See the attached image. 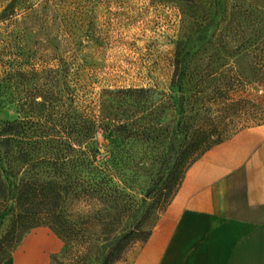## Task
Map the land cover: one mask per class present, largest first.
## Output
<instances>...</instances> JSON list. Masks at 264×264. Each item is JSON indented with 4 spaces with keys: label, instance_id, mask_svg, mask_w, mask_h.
<instances>
[{
    "label": "trees",
    "instance_id": "16d2710c",
    "mask_svg": "<svg viewBox=\"0 0 264 264\" xmlns=\"http://www.w3.org/2000/svg\"><path fill=\"white\" fill-rule=\"evenodd\" d=\"M158 1L179 2L184 21L191 18L207 26L208 15L200 13L202 0ZM14 14L10 6L4 18ZM188 44L182 38L177 41L170 92L157 87L98 89L75 59L57 56L54 62L32 46L23 28L4 47L0 92L11 91L19 116L0 122V229L5 226L0 264L38 227H48L62 239L67 254L89 238L90 226L100 224L115 232L127 214L140 216L128 229L107 239L109 251L102 264L125 260L135 244L148 240L191 163L223 140L207 145L192 162L185 155L178 158L166 182V204L150 222L157 201L146 206V199L138 198L136 191L128 192L126 184L127 169L133 168L138 175L145 158L138 152L128 154L125 145L156 139V132H170L168 126L163 129V117L176 109L175 88L181 97L187 82L198 92L212 88L210 98L225 99L219 104L220 117L229 120L225 126L242 118L254 120L244 127L264 124V39L254 42L253 68L260 89L253 108L248 107L246 85L236 70L226 83L227 92L222 89L217 77L222 65L217 39L211 37L196 51L188 49ZM67 200L79 208L78 214L68 213ZM59 256L52 254L51 262Z\"/></svg>",
    "mask_w": 264,
    "mask_h": 264
},
{
    "label": "rangeland",
    "instance_id": "374dc122",
    "mask_svg": "<svg viewBox=\"0 0 264 264\" xmlns=\"http://www.w3.org/2000/svg\"><path fill=\"white\" fill-rule=\"evenodd\" d=\"M179 4L158 0H0V62L5 59L4 47L23 28L32 46L54 62L57 56L75 59L98 89L157 87L170 92L177 41L188 40L187 48L196 51L213 37L221 43L217 52L222 65L217 77L222 89L227 92L226 83L236 70L246 85L245 94L251 101L248 107L253 108L260 89L253 68L254 42L264 39V0H202L204 10L200 13L208 15L206 27L191 18L184 21ZM10 6L15 14L5 19ZM212 91L206 87L198 92L187 82L181 97L175 88L176 109L163 117V129L168 126L170 132H156V139L125 145L128 154L138 152L145 158L138 175L133 168L127 169L126 184L128 192L136 191L138 198L146 199V206L157 201L150 222L166 204V182L181 155L192 162L207 145L254 123L242 118L225 126L229 120L225 122L219 114V104L225 99L210 98ZM18 116L11 91L0 92V122ZM70 203L67 200L68 213L78 214L79 208ZM139 218L127 214L115 232L100 224L90 226L85 242L67 254L64 243V250L51 264H102L109 251L107 239ZM4 231L5 226L0 237Z\"/></svg>",
    "mask_w": 264,
    "mask_h": 264
},
{
    "label": "crops",
    "instance_id": "0c3cea01",
    "mask_svg": "<svg viewBox=\"0 0 264 264\" xmlns=\"http://www.w3.org/2000/svg\"><path fill=\"white\" fill-rule=\"evenodd\" d=\"M44 236L50 241L39 245ZM64 247L38 227L4 264H50ZM116 264H264V124L234 132L194 160L148 240Z\"/></svg>",
    "mask_w": 264,
    "mask_h": 264
},
{
    "label": "bare ground",
    "instance_id": "6f19581e",
    "mask_svg": "<svg viewBox=\"0 0 264 264\" xmlns=\"http://www.w3.org/2000/svg\"><path fill=\"white\" fill-rule=\"evenodd\" d=\"M49 238L47 236H44L43 238H40L37 240L39 245H46L49 242ZM34 242H32L30 245L33 247V251L35 252V250L37 249V245L33 244Z\"/></svg>",
    "mask_w": 264,
    "mask_h": 264
}]
</instances>
